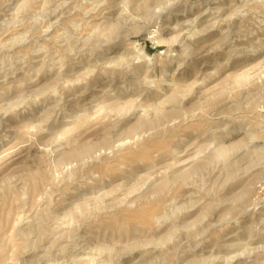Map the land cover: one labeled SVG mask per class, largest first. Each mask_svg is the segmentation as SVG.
<instances>
[{
	"label": "rangeland",
	"instance_id": "1",
	"mask_svg": "<svg viewBox=\"0 0 264 264\" xmlns=\"http://www.w3.org/2000/svg\"><path fill=\"white\" fill-rule=\"evenodd\" d=\"M0 264H264V0H0Z\"/></svg>",
	"mask_w": 264,
	"mask_h": 264
}]
</instances>
